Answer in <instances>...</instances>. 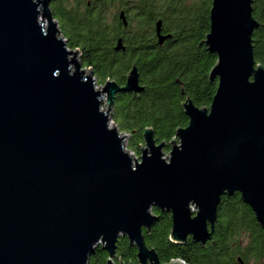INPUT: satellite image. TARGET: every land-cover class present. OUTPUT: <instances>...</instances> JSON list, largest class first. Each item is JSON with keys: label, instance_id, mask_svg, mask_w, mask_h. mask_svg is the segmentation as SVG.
Returning <instances> with one entry per match:
<instances>
[{"label": "water", "instance_id": "water-1", "mask_svg": "<svg viewBox=\"0 0 264 264\" xmlns=\"http://www.w3.org/2000/svg\"><path fill=\"white\" fill-rule=\"evenodd\" d=\"M50 1L0 0V264H88L99 246L114 264L120 238L138 264H185L162 263L145 245L153 209L170 215L172 243L204 246L221 197L235 193L264 227V67L253 56V1H211L199 44L216 57L211 104L186 98V128L168 145L145 129L139 158L111 118L117 94L143 91L136 67L124 86L97 87ZM160 27L158 44L170 38Z\"/></svg>", "mask_w": 264, "mask_h": 264}, {"label": "trees", "instance_id": "trees-1", "mask_svg": "<svg viewBox=\"0 0 264 264\" xmlns=\"http://www.w3.org/2000/svg\"><path fill=\"white\" fill-rule=\"evenodd\" d=\"M211 1L51 0L49 8L67 48L78 51L82 68L93 73L99 86L107 80L123 86L136 67L143 91L117 94L111 116L118 131L128 135L127 148L135 156H140L145 129L153 130L158 144L168 145L178 129L186 128L188 118L182 109L186 98L198 108L211 104L217 81L209 82L208 75L216 57L199 46L209 32ZM252 1V18L259 25L252 36L253 56L264 67V0ZM158 21L161 33L170 36L162 45L155 37ZM121 34L127 55L113 49ZM153 213L157 221L142 234L162 263L179 259L185 264H236L235 257L243 252V232L252 234L245 252L264 255V230L250 220L237 193L221 197L212 240L204 246L190 239L181 245L172 243L170 215L156 209ZM136 253L126 238H120L115 261L138 264ZM107 259L99 246L88 264H106Z\"/></svg>", "mask_w": 264, "mask_h": 264}, {"label": "flooded vegetation", "instance_id": "flooded-vegetation-1", "mask_svg": "<svg viewBox=\"0 0 264 264\" xmlns=\"http://www.w3.org/2000/svg\"><path fill=\"white\" fill-rule=\"evenodd\" d=\"M50 3H51V1H50ZM49 6H50V4H49ZM122 14V13H121ZM120 14V15H121ZM124 27H126L125 25H124ZM162 35H165V34H163V33H161ZM155 37H156V34H155ZM170 39V38H169ZM156 40H157V43H158V39H157V37H156ZM168 40V39H167ZM167 40H165V41H167ZM118 41H120L121 42V44H122V49H120V50H118V51H116L115 50V47H116V45H117V43H118ZM164 41V42H165ZM163 42V43H164ZM162 43V44H163ZM162 44H159V45H162ZM114 47H113V49H114V51L115 52H117V53H119V52H121V53H123V54H126L127 55V53H126V51H125V34H121L119 37H116L115 38V41H114ZM200 46V45H199ZM129 54V53H128ZM127 76V75H126ZM125 81H126V78H125ZM124 85H125V83H124ZM123 85V86H124ZM122 87V86H121ZM133 95V94H132ZM238 194V193H237ZM234 195V194H233ZM226 196V195H225ZM232 196V195H231ZM240 196V195H239ZM228 197H230V196H228ZM240 200H241V198H240ZM241 202H242V200H241ZM243 203V202H242ZM244 204V203H243ZM247 208H248V211H249V218H250V220L252 221V222H255V224L260 228V229H262V230H264V227H261L259 224H258V222L256 221V218H255V215H254V213L252 212V210L246 205V204H244ZM217 212H218V210H217ZM217 219H218V217H217ZM216 222H217V220H216ZM216 222H215V224H214V228H215V225H216ZM213 232H214V230H213ZM212 235H213V233H212ZM251 233H249V232H247V233H245V232H243L242 233V242H241V249L243 250V252L241 253V254H239V255H237L236 257H235V263L236 264H264V255H254V254H251V253H246L245 252V249L247 248V245H248V243H249V241L251 240ZM213 237V236H212ZM212 240V239H211ZM210 240V241H211ZM210 241H208V243H210Z\"/></svg>", "mask_w": 264, "mask_h": 264}, {"label": "rangeland", "instance_id": "rangeland-1", "mask_svg": "<svg viewBox=\"0 0 264 264\" xmlns=\"http://www.w3.org/2000/svg\"><path fill=\"white\" fill-rule=\"evenodd\" d=\"M44 25L46 26V24H45V21H44ZM86 71L87 70H89V69H85ZM96 81V80H95ZM96 86L97 87H101V86H99L98 84H97V82H96ZM113 123V122H112ZM109 126H110V128H111V121H109ZM113 126L115 127V125H114V123H113ZM124 136H128V135H126V134H123ZM128 138V137H127ZM127 138H126V140L124 141V143H123V145H124V147H125V149H126V151L129 153V155H131V156H133V157H135V158H139V156H135V155H133V153L130 151V150H128V148H127ZM143 147L144 146H142L141 148L143 149ZM141 150V149H140ZM168 149L166 150H164V153L167 155L168 154ZM113 263L114 264H117L116 263V261H115V259H113Z\"/></svg>", "mask_w": 264, "mask_h": 264}]
</instances>
